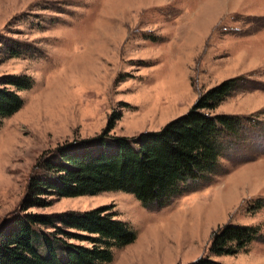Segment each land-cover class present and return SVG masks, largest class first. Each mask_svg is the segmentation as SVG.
I'll return each mask as SVG.
<instances>
[{
    "label": "rangeland",
    "instance_id": "374dc122",
    "mask_svg": "<svg viewBox=\"0 0 264 264\" xmlns=\"http://www.w3.org/2000/svg\"><path fill=\"white\" fill-rule=\"evenodd\" d=\"M5 45L23 53L5 57ZM4 74L29 75L33 84L0 125V223L18 212L40 157L100 137L106 144L96 150L113 152L111 136L160 129L224 79L245 76L247 88L215 112L251 115L264 125V0H0ZM114 113L119 117L108 128ZM246 134L222 160L225 173L167 205L145 207L116 190L27 211L107 206L136 234L108 264H184L206 255L223 264H264V242L235 255L209 254L212 232L226 223L260 225L264 234V207L249 210L264 197V127ZM33 244L48 256L41 236Z\"/></svg>",
    "mask_w": 264,
    "mask_h": 264
},
{
    "label": "trees",
    "instance_id": "16d2710c",
    "mask_svg": "<svg viewBox=\"0 0 264 264\" xmlns=\"http://www.w3.org/2000/svg\"><path fill=\"white\" fill-rule=\"evenodd\" d=\"M22 51L19 46L5 45L4 55L17 57ZM245 80V76L230 77L208 88L186 113L158 130L111 136L107 145L116 148L113 152L96 150L106 144L100 137L96 143H64L40 157L18 212L0 223V264L110 263L114 251L132 243L136 234L107 206L53 213L27 210L45 207L62 197L116 190L132 193L145 207L158 208L211 182L215 175L226 172L222 160L247 141L246 132L264 127L251 115L215 112L226 98L247 88ZM32 84L33 79L26 74L0 76V125L22 107L19 92ZM118 117L115 113L110 117L108 128ZM37 169L55 180L38 175ZM262 207L264 197L252 202L249 210ZM35 234L42 237L48 256H41L34 248ZM255 241L264 242L260 225L229 222L212 232L209 254L246 252ZM57 248L66 253V259L59 257ZM184 264L223 263L206 255Z\"/></svg>",
    "mask_w": 264,
    "mask_h": 264
}]
</instances>
